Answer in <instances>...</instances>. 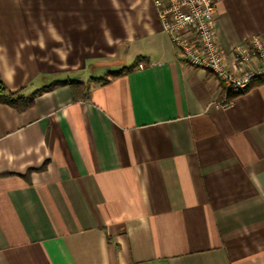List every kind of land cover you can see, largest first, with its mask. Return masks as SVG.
Returning a JSON list of instances; mask_svg holds the SVG:
<instances>
[{
  "label": "crops",
  "instance_id": "crops-1",
  "mask_svg": "<svg viewBox=\"0 0 264 264\" xmlns=\"http://www.w3.org/2000/svg\"><path fill=\"white\" fill-rule=\"evenodd\" d=\"M214 2L233 65L264 0ZM0 78V264H264V84L217 105L153 0H0Z\"/></svg>",
  "mask_w": 264,
  "mask_h": 264
},
{
  "label": "built area",
  "instance_id": "built-area-1",
  "mask_svg": "<svg viewBox=\"0 0 264 264\" xmlns=\"http://www.w3.org/2000/svg\"><path fill=\"white\" fill-rule=\"evenodd\" d=\"M163 29L193 67L213 72L227 87L243 88L252 77L264 74V37L255 35L232 51L233 65L223 52L215 31L214 0H153ZM258 61L256 67L252 60ZM144 68L143 63H139ZM223 100L217 105H230Z\"/></svg>",
  "mask_w": 264,
  "mask_h": 264
},
{
  "label": "trees",
  "instance_id": "trees-1",
  "mask_svg": "<svg viewBox=\"0 0 264 264\" xmlns=\"http://www.w3.org/2000/svg\"><path fill=\"white\" fill-rule=\"evenodd\" d=\"M139 60L140 59L136 60V63ZM132 68H133V66L125 67L119 71L112 72L111 75L112 76L123 75V74L130 72ZM101 81H102V83H106L109 81V79L103 78V79H101ZM61 82H63V81H61ZM70 84H73V82H70ZM74 84H80L81 85V82H75ZM262 84H264V74H257L251 78L248 85H246L245 87L228 89L226 92V100L232 101L237 96L248 92L251 88L258 86V85H262ZM34 99H35L34 96H24L18 92L10 91L7 88V86L5 85V83L2 81V79L0 78V101L1 102L6 103V104L16 108L17 110H23L27 107H30L34 103Z\"/></svg>",
  "mask_w": 264,
  "mask_h": 264
}]
</instances>
